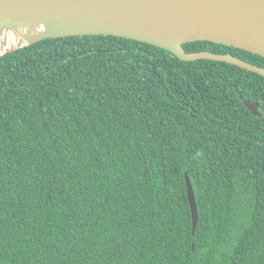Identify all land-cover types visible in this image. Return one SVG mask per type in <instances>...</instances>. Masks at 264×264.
Masks as SVG:
<instances>
[{
	"label": "trees",
	"instance_id": "1",
	"mask_svg": "<svg viewBox=\"0 0 264 264\" xmlns=\"http://www.w3.org/2000/svg\"><path fill=\"white\" fill-rule=\"evenodd\" d=\"M0 264H264V76L114 35L0 56Z\"/></svg>",
	"mask_w": 264,
	"mask_h": 264
},
{
	"label": "water",
	"instance_id": "2",
	"mask_svg": "<svg viewBox=\"0 0 264 264\" xmlns=\"http://www.w3.org/2000/svg\"><path fill=\"white\" fill-rule=\"evenodd\" d=\"M114 35L151 43L179 58L224 61L264 76V67L231 53L187 52L184 43L212 41L264 56V0H0V56L47 38ZM246 107L261 116L258 102ZM193 231L199 212L186 176ZM194 247V245H193Z\"/></svg>",
	"mask_w": 264,
	"mask_h": 264
},
{
	"label": "bare ground",
	"instance_id": "3",
	"mask_svg": "<svg viewBox=\"0 0 264 264\" xmlns=\"http://www.w3.org/2000/svg\"><path fill=\"white\" fill-rule=\"evenodd\" d=\"M2 39H0V42ZM15 43L14 38H8L7 43L3 45V47H0V53L4 52L9 46L13 45Z\"/></svg>",
	"mask_w": 264,
	"mask_h": 264
}]
</instances>
